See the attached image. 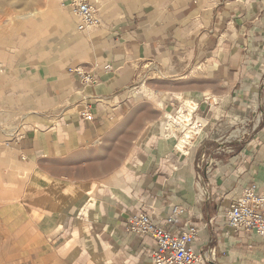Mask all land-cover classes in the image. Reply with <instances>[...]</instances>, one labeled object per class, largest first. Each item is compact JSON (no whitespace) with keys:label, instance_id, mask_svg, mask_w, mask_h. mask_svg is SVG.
<instances>
[{"label":"crops","instance_id":"0c3cea01","mask_svg":"<svg viewBox=\"0 0 264 264\" xmlns=\"http://www.w3.org/2000/svg\"><path fill=\"white\" fill-rule=\"evenodd\" d=\"M88 1L96 27L74 30L61 8L7 26L22 47L0 35L9 264H151L152 239L129 223L138 211L173 234L195 224V264H264V239L224 218L264 181V0ZM181 99L204 121L186 155L165 120Z\"/></svg>","mask_w":264,"mask_h":264},{"label":"built area","instance_id":"2783aa9c","mask_svg":"<svg viewBox=\"0 0 264 264\" xmlns=\"http://www.w3.org/2000/svg\"><path fill=\"white\" fill-rule=\"evenodd\" d=\"M61 5L72 13L79 31L101 23L97 9L88 0H63ZM69 71L83 84L93 85L97 82L95 74L81 66H75ZM197 110L196 102L181 99L175 103L171 113L177 118L173 127L168 124V116L165 119L170 134L176 139L175 147L181 138L186 140L183 145L185 152L179 151L184 155L204 127V121L197 115ZM85 117H89V114L86 113ZM181 211L180 206L174 205L171 215L165 221L172 222L173 216ZM224 218L229 228L242 233L254 232L264 239V181L261 184L251 182L244 187L240 196L232 200L225 209ZM129 223L134 232L152 239L154 248L150 256L151 264H195L198 261L194 248L198 231L195 224L189 223L180 233L173 234L153 223L149 215L142 211L130 216Z\"/></svg>","mask_w":264,"mask_h":264},{"label":"rangeland","instance_id":"374dc122","mask_svg":"<svg viewBox=\"0 0 264 264\" xmlns=\"http://www.w3.org/2000/svg\"><path fill=\"white\" fill-rule=\"evenodd\" d=\"M63 0H58V5L65 9L69 10L67 7H64L61 5V2ZM46 2V7H45ZM47 5L48 0H0V35L2 34L7 35L6 39L4 38V41L6 42L5 45H8V47L11 45L13 47H22L25 45V42L22 43V39L18 37L17 40H14L13 33H7L9 30L6 28L7 26L13 25L14 22H16L17 17L22 14H28V17L30 18H39L43 15L47 14ZM44 10H39L43 9ZM70 12V11H69ZM53 13L50 15H47L48 17L54 18L52 16ZM20 22H16L14 26ZM19 30H22V28H16ZM74 30H77L76 27ZM60 37H57V40H59ZM32 44L36 47L35 50H42L44 48H47L49 46L48 41L43 40H35L32 42ZM7 47V48H8ZM6 49V47H4ZM15 240L13 242V246H15ZM10 244L12 245V240H10ZM8 252V245H7V235L5 231L0 229V264H9L11 263L12 257L7 255Z\"/></svg>","mask_w":264,"mask_h":264},{"label":"bare ground","instance_id":"6f19581e","mask_svg":"<svg viewBox=\"0 0 264 264\" xmlns=\"http://www.w3.org/2000/svg\"><path fill=\"white\" fill-rule=\"evenodd\" d=\"M58 0H48V5H47V12H52L54 16V18H51L43 15L42 16V19L45 21V22H48L50 23L51 20H54L55 19V16L56 14H66L67 12L62 10L61 7L58 5ZM66 12V13H65ZM29 14V13H28ZM28 14H22L20 16L17 17V20L16 22H20V23H17L16 25H25L28 21H29V17H28ZM72 14V13H71ZM73 16V15H72ZM74 17V16H73ZM16 29V28H15ZM52 29V28H50ZM64 31L68 30L69 28H63ZM177 121V118L173 115V114H169L168 115V124L173 127V122H176ZM186 143V140L185 139H180L177 146L175 147V149L177 151H182V152H185V148H184V144Z\"/></svg>","mask_w":264,"mask_h":264}]
</instances>
